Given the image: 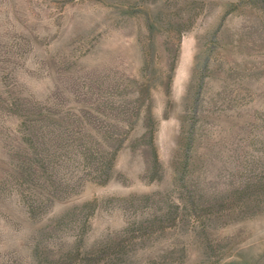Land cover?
I'll return each instance as SVG.
<instances>
[{"label": "rangeland", "instance_id": "374dc122", "mask_svg": "<svg viewBox=\"0 0 264 264\" xmlns=\"http://www.w3.org/2000/svg\"><path fill=\"white\" fill-rule=\"evenodd\" d=\"M0 264H264V0H0Z\"/></svg>", "mask_w": 264, "mask_h": 264}]
</instances>
